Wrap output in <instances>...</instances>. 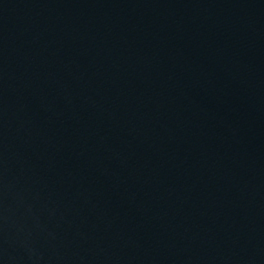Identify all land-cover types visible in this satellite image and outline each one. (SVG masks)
Returning <instances> with one entry per match:
<instances>
[{
	"label": "water",
	"instance_id": "1",
	"mask_svg": "<svg viewBox=\"0 0 264 264\" xmlns=\"http://www.w3.org/2000/svg\"><path fill=\"white\" fill-rule=\"evenodd\" d=\"M0 264H264V0H0Z\"/></svg>",
	"mask_w": 264,
	"mask_h": 264
}]
</instances>
